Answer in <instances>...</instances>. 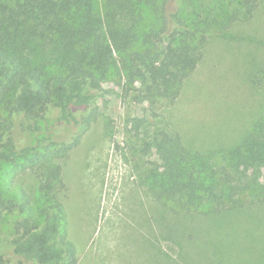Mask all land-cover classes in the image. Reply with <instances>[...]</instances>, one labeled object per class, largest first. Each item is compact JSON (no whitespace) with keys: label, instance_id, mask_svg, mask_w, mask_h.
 <instances>
[{"label":"trees","instance_id":"trees-1","mask_svg":"<svg viewBox=\"0 0 264 264\" xmlns=\"http://www.w3.org/2000/svg\"><path fill=\"white\" fill-rule=\"evenodd\" d=\"M256 17L263 27L264 0H0V168L31 170L39 195L34 207L25 190L18 200L0 193V221L17 217L13 237L0 234V264H78L61 161L81 134L58 145L23 143L52 109L86 131L110 81L127 91L140 82L143 101L174 104L213 35L229 37ZM250 79L261 86L264 70ZM152 132L146 144L157 160L144 184L157 200L203 215L264 203V115L222 166L177 133Z\"/></svg>","mask_w":264,"mask_h":264},{"label":"rangeland","instance_id":"rangeland-1","mask_svg":"<svg viewBox=\"0 0 264 264\" xmlns=\"http://www.w3.org/2000/svg\"><path fill=\"white\" fill-rule=\"evenodd\" d=\"M261 27L256 17L229 37L214 34L174 104L143 101L140 82L130 91L105 82L111 94L97 102V121L86 131L60 122L61 112L52 109L42 131L21 141L58 145L81 134L61 161L69 188L67 232L78 264H264V203L220 214L188 213L157 200L144 184L157 160L146 131L177 133L188 149L211 154L214 165L222 166L223 154L241 145L264 115V84L250 79L264 70ZM137 118L145 120L139 128ZM22 190L36 207L37 176L3 162L0 193L18 200ZM16 218L0 221L2 236L13 237Z\"/></svg>","mask_w":264,"mask_h":264}]
</instances>
